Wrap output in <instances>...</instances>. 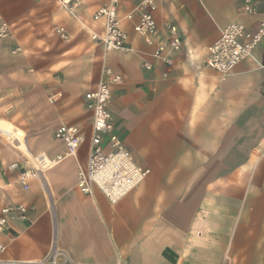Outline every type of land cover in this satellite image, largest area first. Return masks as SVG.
<instances>
[{"label":"crops","instance_id":"obj_1","mask_svg":"<svg viewBox=\"0 0 264 264\" xmlns=\"http://www.w3.org/2000/svg\"><path fill=\"white\" fill-rule=\"evenodd\" d=\"M140 1L116 5L131 50L104 54L88 32L101 30L91 15L108 0H84L78 20L46 0H0L11 26L0 39V120L26 139L20 147L0 132V210L27 209L0 233V259L38 262L54 236L76 264H264V68L257 64L264 37L254 59L228 74L202 65L222 27L239 21L251 33L264 22V0H254L250 14L240 0H154L155 38L180 40L163 54L169 64L152 58L153 47L133 31ZM56 24L66 26L68 41L54 34ZM106 67L123 76L109 86L114 132L150 173L115 203L97 188L82 193L76 176L87 161L85 142L76 157L44 171L43 187L31 179L24 190L25 156L65 150L53 137L59 124H76L88 138L84 95ZM12 162L17 169L7 168Z\"/></svg>","mask_w":264,"mask_h":264},{"label":"built area","instance_id":"obj_2","mask_svg":"<svg viewBox=\"0 0 264 264\" xmlns=\"http://www.w3.org/2000/svg\"><path fill=\"white\" fill-rule=\"evenodd\" d=\"M83 1L55 0L59 6L77 20L78 7ZM240 1L241 13L250 14L255 11L254 0ZM116 5L117 0H108L91 15L93 22H101L103 26L101 30L89 29L88 35L91 40L101 46L104 54L109 51L128 52L131 50L127 32L122 27ZM155 7L154 0H141L138 3L135 9L138 11V18L133 24V31L146 45L153 47L150 54L152 58L162 57L163 61L169 64L163 54L170 50L177 51L180 47V40L172 35L165 39L155 38L157 22L152 14ZM132 17L131 13L125 16L127 20H132ZM10 27L0 14V39L7 38ZM53 31L61 40H69L66 26L56 24ZM168 31L173 34L175 27L170 25ZM218 37V40L207 46L202 65L223 76L231 72L240 61L254 59L253 49L264 37V22H260L254 32L247 33L242 22L234 21L222 27ZM257 64L264 68V62H257ZM142 66L148 70L151 64L149 61H143ZM102 72V77L96 86L84 95L86 109L91 116L88 138L76 124H59L53 132V137L65 143V150L52 158L45 153L34 155L33 160L25 156L29 166L18 174V184L24 190H28L31 179L39 180L43 187L44 171L52 168L66 157H76L77 149L85 142L88 143L87 161L84 167H78L76 176V186L82 193L91 194L93 189L97 188L108 201L115 203L141 185V182L150 173L149 168L139 167L135 163L133 156L125 149L120 137L114 132L108 104L111 96L109 86L121 83L123 76L109 67L104 68ZM17 168V162H12L9 165V170ZM16 211L20 213L21 217H24L27 209L24 205L1 208L0 233L5 230ZM4 250L5 245L0 244V252H4ZM47 251L46 256L38 262L27 263L0 259V264H76L68 258L65 251L58 247L54 236Z\"/></svg>","mask_w":264,"mask_h":264},{"label":"rangeland","instance_id":"obj_3","mask_svg":"<svg viewBox=\"0 0 264 264\" xmlns=\"http://www.w3.org/2000/svg\"><path fill=\"white\" fill-rule=\"evenodd\" d=\"M46 1H47V3H45V4L48 7H51V3H54L53 0H46ZM54 5L55 6H59V5H56L55 3H54ZM0 129L6 131L10 135L15 136L25 146V141H26V139H25V133L20 128H18L17 126H15L13 123H9L6 120L2 119V120H0ZM5 142H7V141L5 140Z\"/></svg>","mask_w":264,"mask_h":264},{"label":"bare ground","instance_id":"obj_4","mask_svg":"<svg viewBox=\"0 0 264 264\" xmlns=\"http://www.w3.org/2000/svg\"><path fill=\"white\" fill-rule=\"evenodd\" d=\"M0 132H2L8 139H9V141H12L13 143H16L17 145H19L20 147H25L22 143H21V141L19 140V139H17L15 136H13V135H10V134H8L6 131H4V130H1L0 129ZM7 139V140H8ZM15 146V145H14ZM19 146H17V147H19ZM19 147V148H20ZM22 150H23V148H22ZM25 150V149H24ZM44 153V152H43ZM42 153V154H43ZM31 157V156H30ZM8 169H9V166L7 167Z\"/></svg>","mask_w":264,"mask_h":264}]
</instances>
